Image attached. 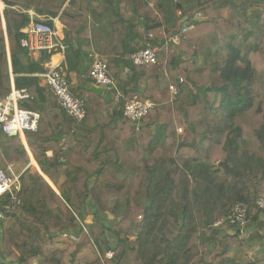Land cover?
Wrapping results in <instances>:
<instances>
[{
	"label": "trees",
	"instance_id": "obj_1",
	"mask_svg": "<svg viewBox=\"0 0 264 264\" xmlns=\"http://www.w3.org/2000/svg\"><path fill=\"white\" fill-rule=\"evenodd\" d=\"M67 1L1 0L0 100L13 81L34 97L23 103L41 119L25 136L57 190L36 169L21 175L14 224L0 220V264L4 257L10 264H243L235 258L241 251L263 254L264 262L258 205L264 198V0L201 2L194 12H205L206 20L180 35L178 45L170 39L183 24L161 27L157 0H108L116 20L101 59L118 101L76 94L86 101L80 122L37 76L51 54L34 62L22 46V29L32 22L26 12L34 10L59 17L65 43L80 53L74 40L102 0H70L63 10ZM154 47L161 49L157 64L131 62L133 54ZM179 71L187 82L177 85L173 98L170 85L178 84ZM136 96L155 104L139 125L123 114ZM0 164L7 170L30 164L21 137L0 130ZM88 198L99 224L86 223ZM238 203L248 206L254 223L241 234L228 221ZM252 227L256 231L245 238ZM71 230L76 245L55 248Z\"/></svg>",
	"mask_w": 264,
	"mask_h": 264
},
{
	"label": "built area",
	"instance_id": "obj_2",
	"mask_svg": "<svg viewBox=\"0 0 264 264\" xmlns=\"http://www.w3.org/2000/svg\"><path fill=\"white\" fill-rule=\"evenodd\" d=\"M179 16L184 17L180 11ZM202 19V14L193 16V21ZM195 24L184 25L180 34L170 39L174 45H178L181 40L180 35L186 34L194 29ZM25 38L22 40V46L30 53L48 52L52 54L59 48L65 49L57 41L55 28L48 22L34 21L24 28ZM161 49L159 47L141 50L131 56V62L136 66H146L158 63V57ZM90 78L100 89L108 92L118 91L114 79L108 76V64L102 59L97 58L90 70ZM48 86L58 97L62 108L76 121H83L87 116L86 101L76 97L71 89L66 75L58 69L51 67L45 75ZM178 84L170 85V93L173 98L178 95V87L187 82L186 75L177 76ZM26 100H34V97L27 89H18L12 87L8 96L0 100V130L9 137L23 138L27 132H36L39 127L41 116L38 112L22 109L20 104ZM155 104L152 101H142L137 96L126 104L124 117L130 121L140 124L143 118L153 110ZM182 131V130H179ZM22 189L21 175L13 169H5L0 164V199L8 197L7 201L0 206V220H7L16 215L21 207L19 194ZM259 207L264 210V198L258 201ZM229 223L233 228H238L243 232L249 223V209L245 203H238L229 217ZM218 223L217 225H219ZM63 239L70 242H78V237L73 232L64 233ZM112 258V254H109Z\"/></svg>",
	"mask_w": 264,
	"mask_h": 264
},
{
	"label": "crops",
	"instance_id": "obj_3",
	"mask_svg": "<svg viewBox=\"0 0 264 264\" xmlns=\"http://www.w3.org/2000/svg\"><path fill=\"white\" fill-rule=\"evenodd\" d=\"M68 0L64 4L63 10L68 6L69 4ZM205 0H157L158 7L161 8L162 11V19L163 23L160 25L161 27H167V28H173L178 24L184 25H190V24H196L199 22H203L206 20L207 16L205 12L199 11L197 13L194 12L195 8L198 7V5L201 4ZM100 6H95L91 8V11L87 18V30L84 31L79 35L78 40H74L75 46L78 48V44L82 47V51L76 52L72 51L68 44L65 43L66 33H65V26L62 25V23L58 18L48 17L47 15H39L34 10H28L26 13L30 16L31 21L38 19L39 21L44 20L46 22H52V26L55 28L57 33V41L65 47V49L59 48L57 51L53 52L51 54V57L49 60L45 61L42 66L45 69L43 73H39L37 75L40 78L41 85L45 87L47 85L45 80V75L47 72L51 69V67H58L67 77L69 84L71 86L72 91L74 94L80 96V97H86L90 96L91 93H97L92 92L95 87V83L93 80L88 76V73L91 70L92 65L94 64L95 60L97 58L102 57L107 41L110 37L111 33V27L110 24L116 20L115 16V7L113 3L108 2V0H102V3H100ZM151 7H154L153 3L150 4ZM0 7L1 10L4 9V4L0 0ZM261 7H263V4H261ZM264 8V7H263ZM182 12L184 14V17L179 16V12ZM196 14H202V19L195 22L193 21V16ZM181 28V30H182ZM195 28V27H194ZM24 29H22L23 32ZM180 30V31H181ZM76 41V43H75ZM8 52L9 46H8ZM173 50H170V53H172ZM49 53L44 52H36V53H30L31 58L34 62H39L42 58H45L46 55ZM10 57V55H9ZM179 75H185L183 71H179L177 73V76ZM13 76V75H12ZM16 87L14 85V81L12 84V87ZM89 86V87H88ZM92 88V89H91ZM103 95L109 96L110 92L104 91L101 89ZM95 94L93 96H95ZM76 95V97H78ZM78 97V98H80ZM118 101V99L116 98ZM112 115V114H111ZM22 139L23 144L25 145L28 156L30 158V164L28 166H22L17 165L13 167V170L18 174L25 173L28 169H36L41 174L40 167L38 166L37 162L35 161L27 140L26 136H24ZM52 153H49V156H51ZM32 161H34V164L31 165ZM46 181H48L55 190H57L54 185L50 182L47 176L42 174ZM7 227H11L14 224V219L9 218L4 221ZM61 244H58L55 248H62L65 247L60 246ZM3 262L5 264L12 263L11 260L7 257L2 258ZM41 260H37L35 264H39Z\"/></svg>",
	"mask_w": 264,
	"mask_h": 264
},
{
	"label": "rangeland",
	"instance_id": "obj_4",
	"mask_svg": "<svg viewBox=\"0 0 264 264\" xmlns=\"http://www.w3.org/2000/svg\"><path fill=\"white\" fill-rule=\"evenodd\" d=\"M263 7H264V5H263ZM263 7H261V8H263ZM95 85V84H94ZM89 87V86H88ZM92 89V88H91ZM94 90H92V92L94 91V92H97V93H99V92H102L101 91V89L97 86V85H95V87L93 88ZM109 103H112V104H117V100H116V94L115 93H111L110 95H109ZM20 107L22 108V109H26L25 108V106H24V103H21L20 104ZM179 132V134L180 133H182V131H178ZM18 174V173H17ZM19 175H21V174H19ZM95 179H92V181H91V183L94 181ZM86 214H87V218H86V223H89V224H93V223H97L96 221H95V216L93 215V206H94V200L93 199H91V198H88L87 199V201H86ZM138 218L139 219H141V220H143V217L142 216H138ZM109 219L110 220H112V221H115V217L113 216V215H109ZM97 224H99V223H97ZM251 225H254V223L252 222V221H250V223H249V225L248 226H251ZM137 226V225H136ZM135 226V227H136ZM135 227H134V230H135ZM255 229V230H254ZM138 231V230H137ZM256 231V228H254V227H252V230L250 231H247L246 230V232H245V234H244V236H245V238H249L252 234H254V232ZM69 232H72V230L71 231H69ZM66 233H68V232H66ZM60 239V238H59ZM59 244H61L60 246H62V247H65L64 249H67V248H69V246H74V245H76V243H72V242H70V241H59ZM237 254V256L235 255V258L236 259H239L243 264H248L249 263V261L250 260H252V259H255V260H257L258 262H259V264H264V262L261 260L262 258H263V254H260V255H255L254 253H251V252H248V251H241V252H238V253H236ZM93 258H90V259H87V260H89V261H93L92 260Z\"/></svg>",
	"mask_w": 264,
	"mask_h": 264
},
{
	"label": "water",
	"instance_id": "obj_5",
	"mask_svg": "<svg viewBox=\"0 0 264 264\" xmlns=\"http://www.w3.org/2000/svg\"><path fill=\"white\" fill-rule=\"evenodd\" d=\"M75 43H76V41H75ZM9 55H10V52H9ZM32 164H34V161H32L31 165H32ZM141 223H142V220L140 221L139 224H141ZM87 224H89V223H87ZM139 224L135 227V230H134L135 234L137 233V230H138ZM235 229H236V228H235ZM237 231H238L239 234H241V230H240V229H238Z\"/></svg>",
	"mask_w": 264,
	"mask_h": 264
}]
</instances>
